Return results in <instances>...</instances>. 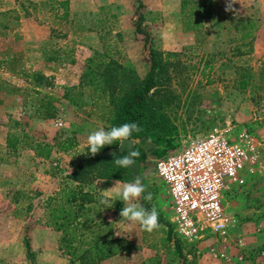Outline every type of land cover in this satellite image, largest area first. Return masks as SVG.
Segmentation results:
<instances>
[{"label":"rangeland","instance_id":"rangeland-1","mask_svg":"<svg viewBox=\"0 0 264 264\" xmlns=\"http://www.w3.org/2000/svg\"><path fill=\"white\" fill-rule=\"evenodd\" d=\"M60 1L0 0V82L7 89L0 91V264L68 263L58 249L60 233L37 222L45 221L57 166L36 162L28 150L34 141L45 143L55 129V140L63 131L57 121L37 116L42 93L32 88L27 73L50 69L53 85L46 91L58 97L55 106L65 87L79 85L86 61L97 53L144 77L149 53L135 30L138 12L152 44L173 53L160 100L176 126L174 147L226 126L232 133L246 129L264 145V0H237L233 11H225L227 0H206L210 16L192 31L183 28L179 0H141L139 9L138 0H68L67 17ZM247 17L258 24L250 44L235 30V20ZM236 45L242 54H236ZM8 135L18 136L15 151L7 146ZM135 142L146 155L141 173L152 199L144 193L134 202L155 207L159 226L149 233L138 222H126L120 211L105 212L103 236L122 238L124 249L100 264H264V167L246 172L224 192L234 217L226 238L207 232L187 243L171 227L170 196L157 176L155 145L147 138ZM25 234L33 261L25 253ZM168 234L180 242L182 254Z\"/></svg>","mask_w":264,"mask_h":264},{"label":"trees","instance_id":"trees-1","mask_svg":"<svg viewBox=\"0 0 264 264\" xmlns=\"http://www.w3.org/2000/svg\"><path fill=\"white\" fill-rule=\"evenodd\" d=\"M207 3L206 0H179L184 30H198L203 26L202 18L210 16ZM59 4L64 9L63 17H67L68 0L60 1ZM141 6L142 2L138 0L137 8ZM138 14L135 30L143 34L144 45L149 53V69L145 76L140 77L131 67L111 57L105 59L104 55L97 53L95 57L86 61L79 85L66 88L62 97L72 104H77L82 99L83 86L86 82H90L86 85L89 87L93 107L99 109L105 106L107 108L101 115L109 122L107 129L125 123H136L140 131L133 132L129 139L136 141L147 138L155 145L152 150L153 154L160 157L175 146L173 140L176 126L170 121L160 100L164 81L169 74L167 59L173 53L162 51L152 44L150 35L142 24L143 15L141 12ZM257 29L258 24L254 18L235 20V30L240 33L243 43L250 44ZM234 48L236 54L243 53L239 45ZM11 70L14 72V68ZM261 71H263L262 80L264 82V66ZM20 72L26 73V71ZM26 76L33 83L32 88L42 93L39 106L35 107L37 116L41 119L54 118L56 115L54 102L58 97L46 91L53 85L51 77L38 70L29 71ZM3 87L0 82V91L7 90ZM14 90L15 88L11 89V91ZM18 142L17 135L7 136V146L11 150L17 149ZM118 144L119 141H114L112 145H106L95 156L90 154L87 146L85 155L75 164L73 171L65 176L68 183H64L55 194L48 197L44 205L45 221L37 220L38 223L60 233L58 249L67 256V264H100L118 255L124 249L122 238H107L103 236L102 230L105 212L118 213L123 207V202L103 195L96 186V181L99 179L133 181L128 168L118 167L114 163L116 159L125 156L124 153L115 155L107 153L108 150L116 148ZM54 145L61 151H67L75 146V140L71 136L62 141L55 140ZM29 147L43 159L50 156L52 148L46 143ZM134 150L139 154L136 160L143 163L146 155L139 143L135 142ZM104 198L109 199L111 208L100 204L101 199ZM167 238L174 242L179 255L182 254L180 242L170 237L169 234ZM23 245L26 256L33 261L30 237L27 234L23 237Z\"/></svg>","mask_w":264,"mask_h":264},{"label":"built area","instance_id":"built-area-1","mask_svg":"<svg viewBox=\"0 0 264 264\" xmlns=\"http://www.w3.org/2000/svg\"><path fill=\"white\" fill-rule=\"evenodd\" d=\"M155 162L170 196L174 232L187 243L209 234L224 239L234 221L224 192L246 172L264 167V145L246 129L232 133L226 126L169 149Z\"/></svg>","mask_w":264,"mask_h":264},{"label":"crops","instance_id":"crops-1","mask_svg":"<svg viewBox=\"0 0 264 264\" xmlns=\"http://www.w3.org/2000/svg\"><path fill=\"white\" fill-rule=\"evenodd\" d=\"M62 8V7H61ZM72 9V5L70 7ZM70 8L67 9L70 12ZM62 14L64 13V9ZM50 70V69H48ZM48 70H42V73L45 75L50 76V72L48 73ZM81 76V75H80ZM80 82L79 80L77 81ZM86 86H83V96L80 102L77 104H72L69 100L62 97L60 98V105H56V115L54 120L48 119L46 121L47 123L50 122V120L55 124V127H60L63 132L58 133V138H56V141H62L63 139L67 137H74L75 140V146H73L70 150L67 151H61L59 150L55 145V136L57 134L56 129L53 131V135L50 137V139H45V143L52 146L50 156L47 159L40 158L36 155L35 150H31L29 147L28 150L32 151L33 157L36 162H40L42 165H54L57 166L56 170L57 174H55V177H53V187L51 188V196L58 191L61 186L64 183H68V181L65 180V176L73 171V168L75 164L85 155L86 148H87V136L90 132L99 130L100 128H104L105 130H108L107 127L109 126V122L102 118L101 115L104 112V110H107V108L104 106L103 108L96 109L93 107V101L91 100L89 96V88L86 92L85 90ZM68 88L65 87L64 90ZM58 106V107H57ZM60 108V109H59ZM71 109V112L69 111ZM79 111L81 113H79ZM67 113H70V116H68ZM81 116V117H79ZM69 118V119H68ZM40 122H45V120H40ZM61 135V137H60ZM45 143H38V141H34L33 146L41 145ZM60 175V177L58 176ZM62 175L64 177H62ZM66 181V182H65ZM114 182L116 180L113 179H99L96 181L97 189L100 193H102L105 196L116 198L121 200L120 197H118L115 193V191H104L114 186ZM119 183L122 185L123 183H131V182H123L119 181ZM122 201V200H121ZM112 216L114 213L112 211H107V215Z\"/></svg>","mask_w":264,"mask_h":264},{"label":"clouds","instance_id":"clouds-1","mask_svg":"<svg viewBox=\"0 0 264 264\" xmlns=\"http://www.w3.org/2000/svg\"><path fill=\"white\" fill-rule=\"evenodd\" d=\"M236 2L237 0H227L225 11H233V4ZM139 131L140 128L136 123H125L120 126H113L109 130L100 128L99 130L92 131L88 134L86 141L89 152L95 156L102 148L106 145H112L114 141H119L121 148H123L125 142L133 143L129 140V137H131L133 132ZM115 154L113 153L112 155ZM138 155V152L134 149H127V155L116 159L114 163L118 167L133 169L136 166V157ZM104 191H115L116 195L124 202L119 215L126 222H138L140 227L149 233L159 226V214L155 207L149 210L134 202L146 191L142 177L136 176L133 183H123L122 185L119 181H116L113 187ZM144 198L150 201L152 194L149 192ZM100 204L105 205L106 208L112 207L107 198L101 199Z\"/></svg>","mask_w":264,"mask_h":264},{"label":"water","instance_id":"water-1","mask_svg":"<svg viewBox=\"0 0 264 264\" xmlns=\"http://www.w3.org/2000/svg\"><path fill=\"white\" fill-rule=\"evenodd\" d=\"M130 141H132L133 143L131 144L130 142H125V145L123 146V148H121L120 142L118 144V146L114 149H110L107 151L108 154H121L124 153V155H127V149L131 150L134 149V145H135V141L132 139H129ZM141 169H142V165L140 162H138L136 160V166L133 169H128L131 173L132 179L135 181L136 176H140L143 178V183L145 185V188L147 189L148 186V181L146 179V177L141 173Z\"/></svg>","mask_w":264,"mask_h":264}]
</instances>
